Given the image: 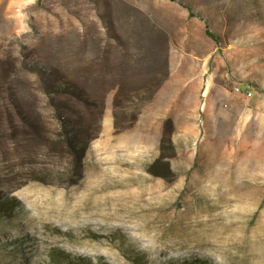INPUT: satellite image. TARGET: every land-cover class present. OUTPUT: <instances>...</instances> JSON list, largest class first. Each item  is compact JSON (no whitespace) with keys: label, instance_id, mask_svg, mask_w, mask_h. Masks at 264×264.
Wrapping results in <instances>:
<instances>
[{"label":"rangeland","instance_id":"1","mask_svg":"<svg viewBox=\"0 0 264 264\" xmlns=\"http://www.w3.org/2000/svg\"><path fill=\"white\" fill-rule=\"evenodd\" d=\"M0 264H264V0H0Z\"/></svg>","mask_w":264,"mask_h":264},{"label":"trees","instance_id":"2","mask_svg":"<svg viewBox=\"0 0 264 264\" xmlns=\"http://www.w3.org/2000/svg\"><path fill=\"white\" fill-rule=\"evenodd\" d=\"M208 34H210V33H208ZM70 147H71V149H72L73 152H75V153L78 152V153H80L81 156H84V154L86 152L87 141H83L81 143V145L78 142L77 143H71L70 144Z\"/></svg>","mask_w":264,"mask_h":264},{"label":"built area","instance_id":"3","mask_svg":"<svg viewBox=\"0 0 264 264\" xmlns=\"http://www.w3.org/2000/svg\"><path fill=\"white\" fill-rule=\"evenodd\" d=\"M249 95H251V93H248Z\"/></svg>","mask_w":264,"mask_h":264},{"label":"bare ground","instance_id":"4","mask_svg":"<svg viewBox=\"0 0 264 264\" xmlns=\"http://www.w3.org/2000/svg\"><path fill=\"white\" fill-rule=\"evenodd\" d=\"M106 194V193H105ZM104 195V194H103ZM102 196V195H101Z\"/></svg>","mask_w":264,"mask_h":264}]
</instances>
